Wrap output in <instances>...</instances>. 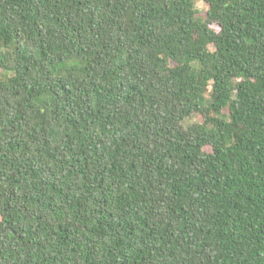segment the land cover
Instances as JSON below:
<instances>
[{
    "label": "trees",
    "instance_id": "1",
    "mask_svg": "<svg viewBox=\"0 0 264 264\" xmlns=\"http://www.w3.org/2000/svg\"><path fill=\"white\" fill-rule=\"evenodd\" d=\"M0 264H264V0H0Z\"/></svg>",
    "mask_w": 264,
    "mask_h": 264
},
{
    "label": "rangeland",
    "instance_id": "2",
    "mask_svg": "<svg viewBox=\"0 0 264 264\" xmlns=\"http://www.w3.org/2000/svg\"><path fill=\"white\" fill-rule=\"evenodd\" d=\"M197 7L200 10V13L202 15H205L206 14V11L208 9V6H207V4L205 2H203V1H197Z\"/></svg>",
    "mask_w": 264,
    "mask_h": 264
}]
</instances>
